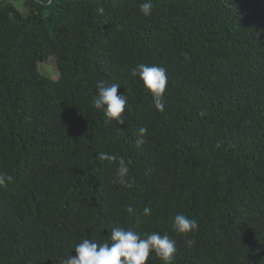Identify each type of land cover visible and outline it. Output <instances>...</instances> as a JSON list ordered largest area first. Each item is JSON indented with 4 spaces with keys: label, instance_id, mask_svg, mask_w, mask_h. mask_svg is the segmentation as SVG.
I'll return each mask as SVG.
<instances>
[{
    "label": "trees",
    "instance_id": "obj_1",
    "mask_svg": "<svg viewBox=\"0 0 264 264\" xmlns=\"http://www.w3.org/2000/svg\"><path fill=\"white\" fill-rule=\"evenodd\" d=\"M144 2L0 1V264H61L116 226L168 234L173 264H264V0H151L148 16ZM140 63L166 69L163 112ZM100 80L127 97L123 125L94 108ZM100 153L128 162L132 187Z\"/></svg>",
    "mask_w": 264,
    "mask_h": 264
},
{
    "label": "clouds",
    "instance_id": "obj_2",
    "mask_svg": "<svg viewBox=\"0 0 264 264\" xmlns=\"http://www.w3.org/2000/svg\"><path fill=\"white\" fill-rule=\"evenodd\" d=\"M153 5L151 0L140 5V12L144 16L151 15ZM103 7L96 9L97 14L104 13ZM133 77H137L141 82L142 90L150 95L151 103L157 111H164V93L168 83L166 69L162 66H149L140 63L130 70ZM118 83L107 84L100 80L96 84L92 102L96 110H100L105 123L112 125H123L122 113L125 111L128 99L124 93L118 95ZM203 115V113H201ZM148 133L146 127L138 129L135 144L137 146L145 143V136ZM99 159L102 161L117 162L116 179L114 183L132 187L134 179L129 182V166L123 157L116 154L100 153ZM12 177L5 172H0V189L6 188ZM127 211L132 213L134 209L129 206ZM152 209L145 207L143 215L150 216ZM173 231L177 235L185 237L188 247L195 244V240L189 238L190 233L198 231V223L195 218L180 213L176 214L172 223ZM74 256L68 255L61 261V264H147L150 253H154L163 264H173L175 253L177 252L176 241L168 234L161 235L159 232L144 233V237L133 228H123L116 226L112 228L108 236V242L97 243L94 240L83 239L75 245Z\"/></svg>",
    "mask_w": 264,
    "mask_h": 264
},
{
    "label": "rangeland",
    "instance_id": "obj_3",
    "mask_svg": "<svg viewBox=\"0 0 264 264\" xmlns=\"http://www.w3.org/2000/svg\"><path fill=\"white\" fill-rule=\"evenodd\" d=\"M1 2L5 1L7 3H12L16 7H18L22 12L26 10L23 7V0H0ZM41 71L45 74L54 75L56 73L55 63L53 61H49L46 64L40 67ZM55 77V76H53Z\"/></svg>",
    "mask_w": 264,
    "mask_h": 264
}]
</instances>
